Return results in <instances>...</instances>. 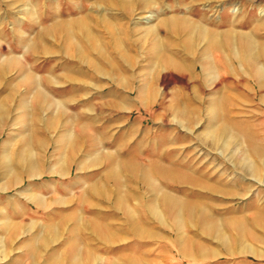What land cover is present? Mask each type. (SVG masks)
Instances as JSON below:
<instances>
[{"label": "rangeland", "instance_id": "1", "mask_svg": "<svg viewBox=\"0 0 264 264\" xmlns=\"http://www.w3.org/2000/svg\"><path fill=\"white\" fill-rule=\"evenodd\" d=\"M118 7L108 0H0V105L5 89L31 92L32 108L49 128L47 139L45 131L38 137L43 150L30 144L33 154L51 158L63 142L70 157L77 142L92 139L98 153H112L109 177L125 213L114 210L113 225L131 222L132 231L145 236L115 243L113 256L99 262L264 264V0H150ZM77 20L88 31L80 40L82 61L70 57L65 38L71 31L77 41ZM204 25L235 35L224 32L219 43ZM221 45L233 69L223 65L217 73L208 56L218 63ZM57 99H65V112ZM5 111L0 107V222L1 212L9 211L3 207L10 205L7 196L25 185L56 186L59 179L47 170L31 176L42 167L26 153L31 130L14 109L2 119ZM61 122L75 123L78 133L59 135ZM121 150L130 161H116ZM120 163L127 175L123 193L115 168ZM71 171L80 182L97 181L102 162L72 165ZM74 175L63 179L74 181ZM124 193L149 227L134 221Z\"/></svg>", "mask_w": 264, "mask_h": 264}, {"label": "crops", "instance_id": "2", "mask_svg": "<svg viewBox=\"0 0 264 264\" xmlns=\"http://www.w3.org/2000/svg\"><path fill=\"white\" fill-rule=\"evenodd\" d=\"M203 28H205L206 31L213 32L216 38L219 39L224 32L235 35V32L230 28L225 31L205 25ZM180 36L181 34L176 35V43H179L181 46L184 42H181L183 40L180 39ZM219 43H221V39ZM186 44L187 43L182 47V50L185 51L184 57H187L188 61H190L189 59L192 61L193 53L190 54V52L187 51L188 48ZM190 49L192 51V47H190L189 50ZM214 50L217 52L216 49ZM224 50L225 47L223 48L221 45L218 52V63L215 62L214 54L208 56L213 66L215 68L218 67L217 73L224 70L223 65H227L225 71H229L230 68L228 60L230 56L226 59ZM175 64L176 63H174V65ZM175 68L178 69L177 67ZM232 69L233 68H230V70ZM18 77L19 76L16 78L15 76L14 80L17 81ZM3 80L9 79H6L5 76ZM5 90L3 96L6 99L4 101L2 100L0 107L6 109L5 112H7V115L1 116V118H10L8 113L11 112V109H14V112L20 114L17 116L18 119L25 120L24 125L31 130L29 133H26V138H24L26 153L32 161L35 159L39 162L40 160L42 161V167L31 176H41L45 170H47L46 175L51 174L52 177H58L59 179L56 186L55 184H42L37 186L25 185L19 188L15 196L6 197V199L11 202L10 205L6 203V206H3L9 211L4 213L1 212V216L4 217V220L0 222V225H2V234L0 235V264H103L102 261L99 262V258H106L108 254H110L109 256H113L115 243L122 244L127 243V241L138 242L140 239H143L145 233L140 235V233L133 232L131 222H127L126 224L122 221L117 228L113 225V211L120 210L123 214L125 213L116 204L117 197H115L113 193L114 187L109 177L111 163L113 161L112 153H98L97 149H95L96 145L91 143H96V141L92 139L93 141H90V143L87 141H85V143L77 142V146L70 157L69 154L71 152L69 149L63 147V142L57 144L58 154H56V156L52 154L50 158L49 155L45 156L43 151L42 153L33 154V151L29 150L31 149L30 144L33 149L34 142H36L38 148L43 150L45 145V143H43V137H41V139L38 137L43 136L45 131L46 134L44 136L47 139L49 128L45 124L40 111L32 108L33 100L30 96L31 92L27 93L25 90H20L16 93H12L10 89ZM46 90L48 97H53L49 92L50 89ZM62 91L63 90H60L61 93ZM15 97H19L17 101H15ZM57 101H62L61 107L63 112H65L63 109L64 106H66L65 99H57ZM78 112L77 110V112L74 113ZM75 116L76 118L71 116L73 120L78 118L77 115ZM81 120L82 122H80ZM77 121L81 123L80 125H83L82 127L88 126L86 122H83V118H78ZM74 125L75 123L64 126L61 122V131L59 130V132H56L59 135L65 131L70 134H77L78 132L75 130ZM80 125L78 128H80ZM34 130H36V132H34ZM40 131L43 135H40ZM35 137L38 141H35ZM29 140L33 142L31 143ZM98 143H100V141H98ZM82 147H85L88 156L84 155L85 158L83 160L75 162ZM60 159H63V166L57 171L56 166L58 164L56 162ZM130 160L126 150H121L120 155L116 159L118 162ZM46 161L48 162L47 165H45ZM97 162H102L103 167L102 175H100L99 178L97 177V181L94 180L83 183L84 181L80 182L78 179L76 180L77 176L71 171L72 165L77 169H84L96 165ZM120 165L121 163L117 165V167L115 166V168L122 185L123 193L125 189L123 179L124 176L127 177V175L122 171V168L119 169ZM46 166L47 169L44 168ZM88 171L89 170H87V172ZM24 174L27 175V173ZM72 175L75 176L74 181L70 182L68 179L67 181L63 179L67 177L70 178ZM89 175L90 174H86L85 176ZM0 189L3 188L0 187ZM113 197L115 198L114 200H112ZM124 198V202L128 205L129 209L132 210L134 221L138 223L142 229L149 227L139 213L137 215L133 213V208L131 204L128 203V196L126 193H124ZM12 200H17V204H13ZM127 225V229L131 231L130 234H132L131 239H126V234L124 235V228ZM153 231L154 230H152V232ZM110 264H113V262L111 261Z\"/></svg>", "mask_w": 264, "mask_h": 264}, {"label": "bare ground", "instance_id": "3", "mask_svg": "<svg viewBox=\"0 0 264 264\" xmlns=\"http://www.w3.org/2000/svg\"><path fill=\"white\" fill-rule=\"evenodd\" d=\"M134 1H135V3H137L138 5L139 4H146V3H148L150 0H108V6L110 5V4H112L113 2H116V3H118V5H119V9L121 8V10H125V9H127L128 7H132L133 6V4H134ZM133 2V3H132ZM116 6H117V4H116ZM150 21V20H149ZM71 25V24H70ZM76 25H77V28H78V32L80 33V35L78 36L77 34L75 35V39L77 40V41H75L74 42V40H73V36L71 35V31H70V33H66V39H67V45L70 47V52L72 51V54H69L70 55V57H74V58H76L77 60H80V61H82V60H84V59H86L85 57H84V55H83V52H84V50H82V47H81V44H80V40H82V38H83V36H82V34H83V32L85 31V30H87V29H85L84 28V25H83V23H82V21L81 20H77V22H76ZM67 26V25H66ZM86 32V34H88V31H85ZM150 32V31H149ZM93 39V38H92ZM34 48V47H33ZM32 50H34V49H32ZM69 52V53H70ZM29 75V74H28ZM68 77V76H67ZM66 77V78H67ZM33 78V77H32ZM29 79V78H28ZM31 79V78H30ZM70 79H72V78H70L69 77V80ZM34 80V79H33ZM32 80V81H33ZM43 97H45L44 96V93H43V95H42ZM41 97V96H40ZM43 99V98H42ZM44 100H46V99H44ZM44 103V102H43ZM218 134H220V133H218ZM213 136V135H212ZM218 136V135H217ZM218 138V137H217ZM220 138V137H219ZM26 161H28V159L26 158H24L23 160H22V162H24V164H25V162ZM30 170V169H29ZM28 170V171H29ZM187 177V176H186ZM181 183V182H180ZM178 200V199H177Z\"/></svg>", "mask_w": 264, "mask_h": 264}]
</instances>
